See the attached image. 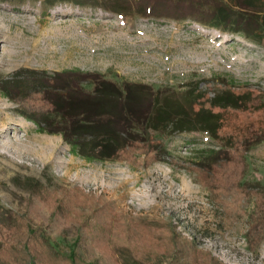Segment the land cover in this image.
<instances>
[{"label": "rangeland", "instance_id": "374dc122", "mask_svg": "<svg viewBox=\"0 0 264 264\" xmlns=\"http://www.w3.org/2000/svg\"><path fill=\"white\" fill-rule=\"evenodd\" d=\"M159 1L119 0L118 11L112 4L0 3V215H24L47 229L58 251L75 250L93 264H120L111 250L122 241L162 264H264V236L252 248L248 241L259 198L214 193L195 168L201 149H222L207 134L152 132L164 148L153 157L128 148L125 159L90 160L62 134L41 132L4 94L8 82L28 80L29 70L62 74L56 82L85 94L94 85L68 72L97 71L179 93L199 82L211 96L233 85L264 89V43L252 35L255 23L240 32L211 27L190 1ZM213 5L206 0L205 16ZM41 144L53 151L48 162L34 151ZM246 157L245 183L264 188V143ZM73 189L88 203L65 210Z\"/></svg>", "mask_w": 264, "mask_h": 264}, {"label": "trees", "instance_id": "16d2710c", "mask_svg": "<svg viewBox=\"0 0 264 264\" xmlns=\"http://www.w3.org/2000/svg\"><path fill=\"white\" fill-rule=\"evenodd\" d=\"M176 1H190L195 8L202 9L203 13L199 12L203 16L201 20L211 27L240 32L252 21L256 24L252 27V35L264 43V0H214L216 5L208 9L207 16L206 0ZM64 2L105 9L112 4L113 11L120 10L119 0H0L1 4L40 3L46 7ZM155 8L153 5L150 14ZM137 12L140 15L144 10ZM68 73L78 74L82 84H93L92 92L76 91L66 81L59 82L62 74L50 77L39 70H29L28 80L24 76L7 81L3 91L5 96L20 104L22 114L36 123L41 132L62 134L74 152L90 160L125 159L128 148L148 151L153 157L164 148L152 132L207 134L222 149H201L194 162L196 170L204 174L206 184L212 183L210 187L214 193L232 191L241 195L240 198L254 195L260 199L259 218L251 227L248 241L251 248L261 241L264 236V188L259 183H245L244 178L248 170L247 154L264 143V89L247 84L233 85L211 96L213 90L201 89L199 82L183 85L185 90L179 93L175 88L157 90L130 80L119 83L97 71ZM11 86L14 93H11ZM37 109L42 111L41 115L37 114ZM73 194L75 199L70 200L65 210L88 203L89 199L78 193V189H73ZM53 198L59 204L62 202L58 197ZM237 205L239 201L236 200L233 206ZM113 247L111 254L120 264H162L151 260L133 244L122 241ZM0 264L93 263L84 260L75 250L64 255L55 248L44 226L10 212L0 215Z\"/></svg>", "mask_w": 264, "mask_h": 264}, {"label": "bare ground", "instance_id": "6f19581e", "mask_svg": "<svg viewBox=\"0 0 264 264\" xmlns=\"http://www.w3.org/2000/svg\"><path fill=\"white\" fill-rule=\"evenodd\" d=\"M47 145H50V144L47 143ZM47 148H48L47 146H43V144H41L38 148H35V150H34L36 152L37 156L39 158H41V160H43L44 162H48V160H51L52 156H53L52 149L50 152V150L48 151V149H50V147L48 149Z\"/></svg>", "mask_w": 264, "mask_h": 264}]
</instances>
